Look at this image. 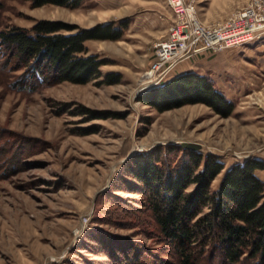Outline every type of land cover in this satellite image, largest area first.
I'll return each mask as SVG.
<instances>
[{
	"label": "rangeland",
	"instance_id": "obj_1",
	"mask_svg": "<svg viewBox=\"0 0 264 264\" xmlns=\"http://www.w3.org/2000/svg\"><path fill=\"white\" fill-rule=\"evenodd\" d=\"M67 1L0 0V30L47 19L109 23L121 34L84 42L83 56L104 61L86 83L20 88L22 69L0 57V264H178L142 195L114 189L126 187L121 171L130 157L167 144H197L225 169L264 160V35L176 68L209 75L233 104L228 116L200 102L160 112L140 99L154 45L171 21L167 0ZM193 1L200 20L212 23L251 0ZM256 173L264 181V170Z\"/></svg>",
	"mask_w": 264,
	"mask_h": 264
},
{
	"label": "trees",
	"instance_id": "obj_2",
	"mask_svg": "<svg viewBox=\"0 0 264 264\" xmlns=\"http://www.w3.org/2000/svg\"><path fill=\"white\" fill-rule=\"evenodd\" d=\"M32 2L40 6L68 1ZM120 35L109 23L81 28L41 19L29 29L0 30V57L4 67L13 61L10 70L22 69L16 80L20 88L35 90L39 84L62 81L86 83L104 61L83 56L84 42ZM112 76L107 75L108 83L116 82ZM140 100L160 112L198 102L222 117L233 109L209 75L191 70L146 88ZM125 165L121 175L126 187L114 190L142 195L141 204L151 212L162 240L176 251L178 264H264V181L256 173L264 170V160L248 157L225 169L218 155L187 143L154 147L130 157ZM222 171L212 190L213 179ZM154 264L176 263L158 259Z\"/></svg>",
	"mask_w": 264,
	"mask_h": 264
},
{
	"label": "built area",
	"instance_id": "obj_3",
	"mask_svg": "<svg viewBox=\"0 0 264 264\" xmlns=\"http://www.w3.org/2000/svg\"><path fill=\"white\" fill-rule=\"evenodd\" d=\"M171 21L166 35L154 45L146 74L148 86L159 84L184 61L217 52L264 35V0H251L221 21L200 20L193 0H167Z\"/></svg>",
	"mask_w": 264,
	"mask_h": 264
},
{
	"label": "crops",
	"instance_id": "obj_4",
	"mask_svg": "<svg viewBox=\"0 0 264 264\" xmlns=\"http://www.w3.org/2000/svg\"><path fill=\"white\" fill-rule=\"evenodd\" d=\"M186 70H189L188 67H183V69H182V68H181V69H177L176 72H174V74H175V73H176V74H178V73H182V72H184V71H186ZM198 73H200V72H198ZM201 74H203V73H201ZM215 86H217V85L215 84Z\"/></svg>",
	"mask_w": 264,
	"mask_h": 264
},
{
	"label": "bare ground",
	"instance_id": "obj_5",
	"mask_svg": "<svg viewBox=\"0 0 264 264\" xmlns=\"http://www.w3.org/2000/svg\"><path fill=\"white\" fill-rule=\"evenodd\" d=\"M146 84V83H145Z\"/></svg>",
	"mask_w": 264,
	"mask_h": 264
}]
</instances>
